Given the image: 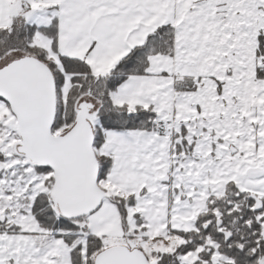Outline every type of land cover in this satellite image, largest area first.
Instances as JSON below:
<instances>
[{"label": "snow or ice", "instance_id": "1", "mask_svg": "<svg viewBox=\"0 0 264 264\" xmlns=\"http://www.w3.org/2000/svg\"><path fill=\"white\" fill-rule=\"evenodd\" d=\"M0 264H264V0H0Z\"/></svg>", "mask_w": 264, "mask_h": 264}]
</instances>
